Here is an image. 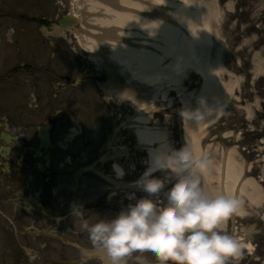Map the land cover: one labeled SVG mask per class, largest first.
<instances>
[{
	"label": "rangeland",
	"instance_id": "1",
	"mask_svg": "<svg viewBox=\"0 0 264 264\" xmlns=\"http://www.w3.org/2000/svg\"><path fill=\"white\" fill-rule=\"evenodd\" d=\"M211 1L191 0L190 3L204 8ZM216 4L218 17L211 19L208 55L211 60L218 59L217 73L215 87L205 95L210 107L204 110L199 98L203 79L192 70L182 78L181 91L170 88L162 99L155 86L134 80L129 71H123L109 57L106 47L101 53L104 55L101 64L97 63L92 51L83 47L77 36L78 17L67 28L58 26L63 15H71L67 0H0L1 130L28 138L21 146L12 144L16 158L14 181H7V174L11 173L0 172V193L5 192L0 199L9 194L0 202V264H79L77 245L90 244L86 231L81 228L82 218L71 215L72 205H81L83 219L93 223L100 215H114L134 203L128 199V193L134 192L137 198L146 195L139 188H120L115 182L129 184L137 180L148 161L146 149L138 145L133 128L126 122L138 111L151 112L154 116L151 123L166 125L174 148L178 149L185 144L182 134L186 121L184 124L179 116V111L185 109L183 102L190 110L210 111L206 120L216 115L206 128L201 129L205 121L198 126L202 131L198 154H205L212 161L209 172L201 177L205 193L215 196L211 189L216 186L217 177L213 176L217 169L213 167L222 161L223 152L230 145L232 150H237L235 155L232 150L228 155L232 153L234 157L232 179L237 183L242 174L243 179L249 177L236 189L241 215L222 226L224 232L242 238L241 243H248L249 248L242 246L240 255L228 264H264V219H261L264 218V0H216ZM19 13L30 17V23L14 17ZM39 17L47 22H35ZM22 21L32 32L33 53L54 63L52 49L54 45L58 47L54 67L74 76L79 83L77 94L84 97L81 104L76 102L72 106L77 111L72 109L65 117L55 115L56 100L49 101V92L55 87L50 84L44 88L40 106L34 85L23 82V72L10 70L22 61L25 51L21 36L23 28L28 27ZM12 27L16 29L19 54L8 42ZM38 35L45 39V44L39 42ZM106 82L136 88L140 102H134V96L133 100L109 98L99 88ZM177 93H181L179 97ZM50 118L56 124L49 123ZM41 126L49 130L47 147L40 144ZM72 127L78 128L74 137L69 136ZM24 155H29L25 157L26 164ZM114 162L124 168L123 177L115 176ZM47 175L50 177H44ZM153 175L165 176L160 171ZM205 178L212 179L210 185L205 184ZM8 183L13 188L10 193L5 189ZM27 185L29 190L25 191ZM170 187L171 183L166 182L164 191ZM41 189L44 203L41 207H45L47 214L39 206L32 208L20 203L15 205L20 208L13 224L10 223L14 205L8 203L9 197L24 196L25 191L27 197L34 198ZM152 263L156 261L146 259V264ZM89 264H98V261L92 260ZM128 264L135 262L130 258Z\"/></svg>",
	"mask_w": 264,
	"mask_h": 264
},
{
	"label": "clouds",
	"instance_id": "2",
	"mask_svg": "<svg viewBox=\"0 0 264 264\" xmlns=\"http://www.w3.org/2000/svg\"><path fill=\"white\" fill-rule=\"evenodd\" d=\"M210 111L181 109L182 121L199 124ZM143 173L134 182L146 195L116 214L101 216L89 223L83 219V208L74 203L71 215L82 218L90 246L77 245L79 264H146L151 258L156 264H228L242 251L239 239L223 231V224L234 218L240 207L237 197L227 193L209 196L201 186V177L212 165L205 154L197 156L186 143L168 153L149 156ZM117 177L124 168L113 164ZM160 171L162 178L153 173ZM171 183L166 191L165 183ZM163 193V195H162ZM246 229L245 231H249Z\"/></svg>",
	"mask_w": 264,
	"mask_h": 264
},
{
	"label": "bare ground",
	"instance_id": "3",
	"mask_svg": "<svg viewBox=\"0 0 264 264\" xmlns=\"http://www.w3.org/2000/svg\"><path fill=\"white\" fill-rule=\"evenodd\" d=\"M68 1L71 12L69 17L79 18L77 36L81 44L92 51L97 63L102 61L99 55L106 47L110 58L123 71H129L134 80L156 86L162 99L167 95V91L163 92L164 87L181 91L182 78L192 70L204 80L200 98L205 103L208 89L215 87L218 64L217 58L211 60L208 55L211 19L218 17L216 0L204 8L191 5V0ZM115 94L124 97L122 91H116ZM184 108L189 109L186 102ZM215 116L205 120L201 129L211 124ZM150 120L148 114L139 112L130 121L135 127L138 141L148 147V159L150 154L172 151L166 132L149 125ZM186 124L187 142L194 154L198 155L199 139L202 136L198 127L200 123L190 124L186 121ZM233 162L231 153L227 160V179L224 184L231 196H234L236 187V179H232ZM218 171L219 167L213 177H218ZM213 191L217 193V190ZM241 244L249 248L248 243Z\"/></svg>",
	"mask_w": 264,
	"mask_h": 264
},
{
	"label": "flooded vegetation",
	"instance_id": "4",
	"mask_svg": "<svg viewBox=\"0 0 264 264\" xmlns=\"http://www.w3.org/2000/svg\"><path fill=\"white\" fill-rule=\"evenodd\" d=\"M24 64L28 67V68H30L31 67V62L26 58L25 59V61H24ZM46 71H44V73H42L41 75H35L34 77H33V80L34 81H36L38 78H39V80H38V83L40 82V81H42V80H44L45 78H46V73H45ZM55 79V77L52 79V80H54ZM51 80V81H52ZM28 81H30V78H28ZM39 85L40 84H38V87H39ZM64 111H68V108L67 109H65V110H61V112H64ZM12 150H10L9 151V157H8V162H10V166H9V168H13L14 167V163H15V156L14 155H12Z\"/></svg>",
	"mask_w": 264,
	"mask_h": 264
},
{
	"label": "water",
	"instance_id": "5",
	"mask_svg": "<svg viewBox=\"0 0 264 264\" xmlns=\"http://www.w3.org/2000/svg\"><path fill=\"white\" fill-rule=\"evenodd\" d=\"M68 23V21H64V22H62V24H67Z\"/></svg>",
	"mask_w": 264,
	"mask_h": 264
}]
</instances>
